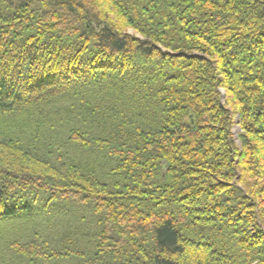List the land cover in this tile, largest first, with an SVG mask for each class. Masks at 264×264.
<instances>
[{"label": "trees", "instance_id": "trees-1", "mask_svg": "<svg viewBox=\"0 0 264 264\" xmlns=\"http://www.w3.org/2000/svg\"><path fill=\"white\" fill-rule=\"evenodd\" d=\"M0 264H264V0H0Z\"/></svg>", "mask_w": 264, "mask_h": 264}, {"label": "rangeland", "instance_id": "rangeland-1", "mask_svg": "<svg viewBox=\"0 0 264 264\" xmlns=\"http://www.w3.org/2000/svg\"><path fill=\"white\" fill-rule=\"evenodd\" d=\"M130 33L132 34L133 32L130 31ZM237 134H238V131H237L236 127H235V128L233 129V137H234L235 140H236V136H237Z\"/></svg>", "mask_w": 264, "mask_h": 264}]
</instances>
